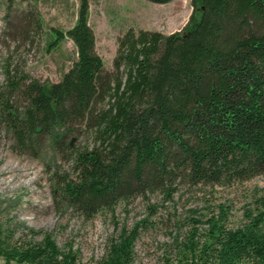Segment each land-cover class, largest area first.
Here are the masks:
<instances>
[{
  "label": "trees",
  "instance_id": "1",
  "mask_svg": "<svg viewBox=\"0 0 264 264\" xmlns=\"http://www.w3.org/2000/svg\"><path fill=\"white\" fill-rule=\"evenodd\" d=\"M190 6L179 32L124 31L111 72L95 51L89 0H79L72 28L52 30L48 48L66 38L76 54L58 82L19 76L5 62L0 122L20 154L36 158L47 147L70 164L72 175L55 174L53 196L86 220L136 198L170 201L180 184L227 187L264 175V0ZM32 24L40 29L39 20ZM85 133L90 146L78 142ZM254 203L241 229H226L220 208L206 221L205 237L190 231L175 264H264V199ZM143 223L122 228L90 264H133ZM0 258L82 264L71 246L58 247L46 233L13 246L0 239Z\"/></svg>",
  "mask_w": 264,
  "mask_h": 264
},
{
  "label": "rangeland",
  "instance_id": "2",
  "mask_svg": "<svg viewBox=\"0 0 264 264\" xmlns=\"http://www.w3.org/2000/svg\"><path fill=\"white\" fill-rule=\"evenodd\" d=\"M79 0H0V92L5 90V62L19 76L58 82L76 59L73 43L64 38L48 48L52 30L66 32L76 21ZM192 12L190 0L153 4L145 0H89V25L95 51L106 71L113 69L118 37L127 29L179 32ZM40 21L34 30L33 21ZM28 23L30 28H28ZM26 30L23 38L20 33ZM78 142L90 146L89 134ZM12 135L0 122V239L13 246L40 242L50 234L58 247L71 246L82 264L99 260L108 241L140 223L133 264H175L178 247L196 229L205 237L207 220L225 211L226 229L248 225L255 201L264 199V175L227 187L180 184L170 201L153 195L118 204L113 213L90 220L54 199L55 174L70 176V164L52 157L47 147L36 158L14 149ZM0 264L3 260L0 258Z\"/></svg>",
  "mask_w": 264,
  "mask_h": 264
}]
</instances>
